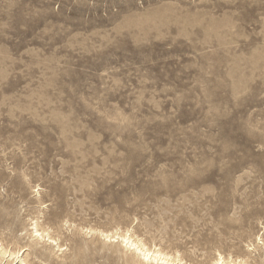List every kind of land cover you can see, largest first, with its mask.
I'll list each match as a JSON object with an SVG mask.
<instances>
[{
  "label": "rangeland",
  "instance_id": "obj_1",
  "mask_svg": "<svg viewBox=\"0 0 264 264\" xmlns=\"http://www.w3.org/2000/svg\"><path fill=\"white\" fill-rule=\"evenodd\" d=\"M117 231L264 264V0H0V246L127 264Z\"/></svg>",
  "mask_w": 264,
  "mask_h": 264
},
{
  "label": "bare ground",
  "instance_id": "obj_2",
  "mask_svg": "<svg viewBox=\"0 0 264 264\" xmlns=\"http://www.w3.org/2000/svg\"><path fill=\"white\" fill-rule=\"evenodd\" d=\"M35 222H36V220H35ZM34 225H35V227H34ZM34 225H33L34 232L37 234L36 237H39L40 240L41 239L43 240L44 239L43 232H40L39 227H38L37 224H34ZM45 232H47V231H45ZM100 234H101V236H103L108 241H112V240L116 241V240H118V242H120V245L122 247H124L125 249H127V250L132 252V257H130V260H129V262H127V264H132V263L133 264H183L182 261L179 260V258H178V260H176V259L173 258V256H170V255H167L165 253H162L159 250L152 251L153 248L149 249L148 248L149 246L147 247L142 241L136 240L137 238L136 239L132 238V236L128 232L126 234L123 233L121 235L118 234V231H117V233L113 232L114 235L113 234L109 235L108 233L107 234L100 233ZM6 249H4V248H2L0 246V258H1L0 261H1V263H2V261L6 260L8 258H10V259L12 258L13 259V257H14V260L13 261L11 260L12 262L9 260L11 263L9 262L8 264H12L14 262H18L17 264H27L26 260H25L26 257L24 258V256H21V254L19 252H17V251H14V252H17V253H14V252H11V250L8 251V249L7 250ZM219 257L220 258L216 262V264H245V263H243V261H242V263L241 262L234 263V262H231V260H230V262H226L224 260L223 256L220 255Z\"/></svg>",
  "mask_w": 264,
  "mask_h": 264
}]
</instances>
